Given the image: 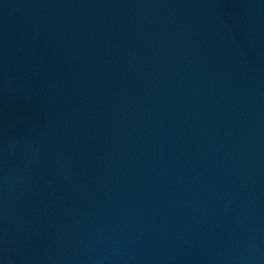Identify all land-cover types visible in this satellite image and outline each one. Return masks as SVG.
I'll return each mask as SVG.
<instances>
[{"label": "water", "instance_id": "95a60500", "mask_svg": "<svg viewBox=\"0 0 264 264\" xmlns=\"http://www.w3.org/2000/svg\"><path fill=\"white\" fill-rule=\"evenodd\" d=\"M0 264H264V0H0Z\"/></svg>", "mask_w": 264, "mask_h": 264}]
</instances>
